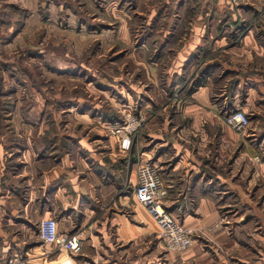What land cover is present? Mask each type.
I'll return each mask as SVG.
<instances>
[{"label": "rangeland", "instance_id": "obj_1", "mask_svg": "<svg viewBox=\"0 0 264 264\" xmlns=\"http://www.w3.org/2000/svg\"><path fill=\"white\" fill-rule=\"evenodd\" d=\"M0 10V119L44 120L46 148L62 136L60 154L72 148L77 152L81 137L91 141L94 152L106 150L103 140L112 137L115 146L119 142L127 151L131 169L143 161L157 164L174 182L166 210L201 240L213 242L212 225L195 226L196 231L183 219L187 202H192L187 188L206 172L205 180L212 178L222 200L231 201L228 214L249 211L247 220L254 221L244 233L252 237L258 232L264 177L255 174L264 164V148L252 160L242 155V148L254 128L258 144L264 137L263 111L256 107L264 99L248 100L252 80L248 83L242 72L241 43L249 31L263 40L264 0H4ZM198 41L183 60L181 52ZM201 87L209 91L200 93ZM237 110L246 112L247 126L226 123L227 115ZM197 118L205 119L201 128ZM199 131L212 136L211 141L196 143ZM248 144L255 151L256 144ZM186 146L212 148L193 178L192 168L185 167L192 160L182 157ZM190 153L191 158L196 152ZM220 175L231 177L232 188L225 187ZM133 198L152 226L147 245L143 242L132 257L151 256L150 264H158L162 255L155 254L160 251H186L168 248L162 226ZM41 219L30 226L36 234ZM84 228L74 234L83 238ZM259 230L264 232V225ZM39 238L38 246L16 251L2 264H58L54 247ZM42 255L45 260L39 262Z\"/></svg>", "mask_w": 264, "mask_h": 264}, {"label": "crops", "instance_id": "obj_2", "mask_svg": "<svg viewBox=\"0 0 264 264\" xmlns=\"http://www.w3.org/2000/svg\"><path fill=\"white\" fill-rule=\"evenodd\" d=\"M3 1L0 0V9ZM199 43H192L186 53L184 50L181 52L183 60ZM241 57L244 78L248 83L252 80V85L247 87L250 93L248 100L258 96L264 99V37L260 40L253 32H247L241 43ZM253 68L256 70H249ZM205 90L208 92L209 88L201 87L200 93ZM207 106V112L212 116L213 109L209 103ZM256 107L264 115V102L258 103ZM204 120L197 118L194 122L201 128ZM44 124V120L30 124L21 119H0V264L7 262L16 251L28 252L38 246L39 234L32 231L30 226L51 214L56 216L61 232L71 234L75 229L86 227L84 229L87 234L83 236L82 249L77 255L80 264L152 263L151 256L149 259L145 256L143 260L132 257L142 248L143 242L147 245L152 224L149 220L151 217L133 198L136 169H131V160L126 157L127 151L119 142L115 146L114 139L109 137L103 140L107 149L94 152L91 141L81 137L76 142L77 152L72 148L60 154L62 136H58L54 145L51 144L47 149L44 141L47 134L41 127L47 128L48 124ZM201 131L195 142L203 146V142L207 139L210 142L212 136ZM249 136L253 138L249 139ZM249 136L244 141L246 146L242 148V155L252 160L259 150L263 154L261 149L264 148V137L258 144L256 128ZM63 138L72 140L73 136ZM248 143L252 146L256 144L255 151H250ZM211 149L209 147L206 151L198 146L190 150L184 147L182 157L193 162L184 165L192 168V178L193 174L202 170L201 160L210 156ZM43 150H48V153ZM192 151L198 156L194 153L193 157H188ZM263 165L258 166V170L256 168V177L260 174L264 177ZM205 174L191 180V187L187 188L192 192V202L190 205L187 202L183 219L194 228L204 224L212 225L213 242L201 240L197 233L194 235L195 242L186 251L163 254L160 251L155 254L157 257L162 255L157 263L264 264V232L259 230L264 225V217L256 221L258 225L255 229L258 232L248 237L244 229L253 225L254 221L247 220L249 211L228 214L229 210L226 209L232 206L231 201L222 200L219 191L211 184L212 178L205 180ZM162 175L168 187L172 188L174 182L167 179L163 171ZM220 177L228 183L226 188H232L231 177ZM236 190L238 196L246 198L241 187ZM194 230L197 231L196 228Z\"/></svg>", "mask_w": 264, "mask_h": 264}, {"label": "built area", "instance_id": "obj_3", "mask_svg": "<svg viewBox=\"0 0 264 264\" xmlns=\"http://www.w3.org/2000/svg\"><path fill=\"white\" fill-rule=\"evenodd\" d=\"M227 1L231 4H237L240 0ZM225 121L227 124L238 128L247 126L250 122L246 112L241 110L229 113ZM132 192L137 201L149 208L158 224L162 226L161 235L168 248L185 250L193 244V231L190 228L179 225L165 208V201L169 195V187L165 183L162 171L156 163L143 161L138 164L136 168V182ZM38 228L39 235L45 244L52 245L56 251L54 261L58 264H78L77 255L80 253L83 245L81 234L61 232L58 220L54 216L42 218ZM44 260L45 257L42 255L39 258V262ZM12 264L17 263L12 262Z\"/></svg>", "mask_w": 264, "mask_h": 264}, {"label": "trees", "instance_id": "obj_4", "mask_svg": "<svg viewBox=\"0 0 264 264\" xmlns=\"http://www.w3.org/2000/svg\"><path fill=\"white\" fill-rule=\"evenodd\" d=\"M1 11V10H0ZM55 141H53V142H50V144H49V146L51 145V144H53ZM54 145V144H53Z\"/></svg>", "mask_w": 264, "mask_h": 264}]
</instances>
